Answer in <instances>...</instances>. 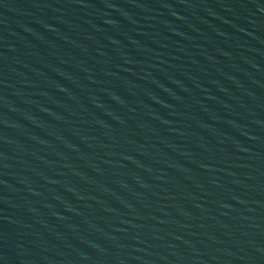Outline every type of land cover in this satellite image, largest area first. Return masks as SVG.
Here are the masks:
<instances>
[{
  "label": "water",
  "instance_id": "obj_1",
  "mask_svg": "<svg viewBox=\"0 0 264 264\" xmlns=\"http://www.w3.org/2000/svg\"><path fill=\"white\" fill-rule=\"evenodd\" d=\"M0 264H264V0H0Z\"/></svg>",
  "mask_w": 264,
  "mask_h": 264
}]
</instances>
